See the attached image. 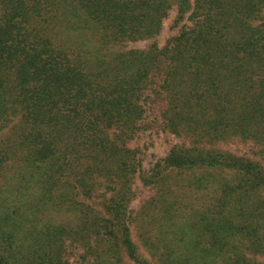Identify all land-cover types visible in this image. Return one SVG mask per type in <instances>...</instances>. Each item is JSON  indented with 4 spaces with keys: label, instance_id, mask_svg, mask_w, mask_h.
<instances>
[{
    "label": "trees",
    "instance_id": "trees-1",
    "mask_svg": "<svg viewBox=\"0 0 264 264\" xmlns=\"http://www.w3.org/2000/svg\"><path fill=\"white\" fill-rule=\"evenodd\" d=\"M169 2L179 30L160 47ZM262 13L264 0H0V264H73L76 251L79 264H122L137 253L136 180L157 190L170 169L201 172L212 196L192 215L208 246L178 226L171 264H242L240 236L264 250L259 225L234 221L254 217L264 168L216 148L264 144V32L251 26ZM160 132L181 140L146 175L139 139ZM225 170L247 188L219 182Z\"/></svg>",
    "mask_w": 264,
    "mask_h": 264
},
{
    "label": "rangeland",
    "instance_id": "rangeland-1",
    "mask_svg": "<svg viewBox=\"0 0 264 264\" xmlns=\"http://www.w3.org/2000/svg\"><path fill=\"white\" fill-rule=\"evenodd\" d=\"M165 15L162 19L163 31L157 38V42L160 47L166 44V42L172 37L177 36L179 27L176 25L177 21V8L173 3H168L163 6ZM228 17V16H227ZM226 17V18H227ZM186 21H191L187 19ZM225 21V20H224ZM231 21V20H228ZM252 29H257L264 32V13L261 14L259 18L251 20ZM151 41H138L129 45L130 48L134 49H144ZM152 142L150 145L144 144V140L139 139L140 142V154L139 157L143 160V171L146 175L152 174V169L157 167L158 164L168 155L169 151L173 146L180 143V138L175 135H170L164 132L150 136ZM150 140V141H151ZM188 145V144H187ZM132 147H136L135 144ZM217 149L228 151L236 156L251 159L255 162L261 164L264 168V154L261 151L264 150V144L256 142L254 139H241L239 136L234 137L227 143H221L217 145ZM169 174L171 179H168V184L160 183L157 186V190L152 188V186H146L140 178L135 182L134 188L136 195L134 196L131 203L130 212V232L132 240L136 246L137 253L135 255H128L125 251L121 254L120 260L122 264H171L168 254L172 253L177 249L176 240L174 235L181 236L182 230L193 231V233L198 234L196 243H199V247L208 246V241H202L199 238L201 230L197 231V227L193 223V213L197 212L196 209L207 210L209 204L212 200L207 198L208 192L206 191L210 187L205 184V189L199 187L194 181L200 178L201 175L199 171H177L174 169L165 170L162 174ZM218 179L226 178L228 180L227 185H233L235 187H240L243 191L245 188V182L241 181L240 176L235 171L225 170L224 172H217ZM175 176V177H174ZM179 179H181L179 183ZM219 184V183H218ZM180 186V187H177ZM161 189V192L159 190ZM173 190L174 192L164 193L165 190ZM215 198V197H214ZM103 200L99 195H95L88 202L93 207L100 208V203ZM250 202L245 208L254 210L255 215L252 219H240L237 217L234 221L236 222L237 228H242L248 226L251 222L255 225L260 226V231L264 232V208L257 209L261 203H264V189L259 192L255 191L250 196ZM176 203V204H175ZM172 204L173 207H172ZM177 212L179 218H175V223L168 222V218L164 215L170 210ZM245 206V205H244ZM193 209V212H192ZM192 212V214H191ZM62 213L59 220H64L70 216L72 213ZM240 213V212H239ZM190 214V215H189ZM189 215V216H188ZM184 218V219H183ZM254 220V221H253ZM244 224H247L245 226ZM180 227V229L178 228ZM251 238L240 236L239 240L235 242L237 252L241 253L237 261L242 264H264V250H256L254 244V238L252 235H248ZM167 238V239H165ZM172 239V240H170ZM196 247V246H195ZM193 245L189 247L190 252L196 250ZM72 257L73 264H79L81 258L76 251V254ZM236 256H233L235 258ZM135 258V259H134ZM227 260V259H225ZM222 260H220L221 262ZM233 262V259H231ZM221 264H227L226 262H221Z\"/></svg>",
    "mask_w": 264,
    "mask_h": 264
}]
</instances>
